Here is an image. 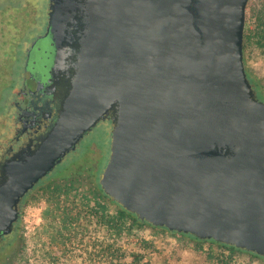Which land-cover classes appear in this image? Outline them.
<instances>
[{
	"label": "water",
	"instance_id": "95a60500",
	"mask_svg": "<svg viewBox=\"0 0 264 264\" xmlns=\"http://www.w3.org/2000/svg\"><path fill=\"white\" fill-rule=\"evenodd\" d=\"M57 121L0 170V231L101 121L99 184L139 220L264 257V102L243 58L249 0H50Z\"/></svg>",
	"mask_w": 264,
	"mask_h": 264
},
{
	"label": "rangeland",
	"instance_id": "374dc122",
	"mask_svg": "<svg viewBox=\"0 0 264 264\" xmlns=\"http://www.w3.org/2000/svg\"><path fill=\"white\" fill-rule=\"evenodd\" d=\"M245 32L243 58L246 72L257 85L258 99L264 102V45L260 44L264 43V0H249ZM3 44L4 37L0 33V48ZM3 58L5 56L0 53V59ZM1 63L4 62H0V65ZM111 129L112 126L109 123H101L92 130L80 145L79 151L69 157L70 168L66 170L67 167L62 165L37 188L39 190L47 186L54 178L76 181L80 188L78 195L73 199L74 203L64 201L69 210L72 208L74 210L66 214L65 210L55 209L54 203L47 195L38 196V199L33 201L29 199L26 202L22 210V233L19 237V245L14 248L16 253L22 246L20 251L23 255L20 264H102L101 259L92 260L89 254L94 245L97 249L99 246L112 242V239H108L104 228L95 219L88 218L83 213L79 214L77 206L82 202V197L92 194L96 182L102 175L108 161L107 156L104 157L105 162L103 161V154H106V148L103 145L110 143ZM96 175L98 178L95 177ZM107 206L111 212L117 209L115 204L107 203ZM50 209L55 210L57 219L73 221L77 218L73 221L75 223L72 230L73 236H70V231L63 229L59 239H56L58 235L56 229L59 225L53 224L49 228L44 226L47 211ZM32 214L37 215V219L31 227L27 228V219ZM53 220V216H50V221ZM67 234L68 236L65 237ZM139 234L149 243L148 247L130 237L118 239L116 246H120L121 254L127 256L123 264H130L129 255L133 252L143 254L144 260L149 264H213L214 258L221 249L217 244H200L194 240V237L171 233L165 228L148 227ZM253 254L255 253L242 250L236 254V264H264L263 256L255 257ZM12 263L11 255L6 264Z\"/></svg>",
	"mask_w": 264,
	"mask_h": 264
},
{
	"label": "flooded vegetation",
	"instance_id": "af4514ba",
	"mask_svg": "<svg viewBox=\"0 0 264 264\" xmlns=\"http://www.w3.org/2000/svg\"><path fill=\"white\" fill-rule=\"evenodd\" d=\"M50 3V0H0V33L4 37L0 53L5 56L0 59L4 62L0 65V170L19 151L33 149L59 115V90L50 82L57 52L50 26ZM101 123L112 126L110 119H106L94 129ZM87 134L31 191L62 165L70 167L69 157L79 151ZM31 191L20 201L18 220L11 232L0 231V264H6L19 245L21 206Z\"/></svg>",
	"mask_w": 264,
	"mask_h": 264
},
{
	"label": "trees",
	"instance_id": "16d2710c",
	"mask_svg": "<svg viewBox=\"0 0 264 264\" xmlns=\"http://www.w3.org/2000/svg\"><path fill=\"white\" fill-rule=\"evenodd\" d=\"M244 33L245 37L246 32ZM260 44L264 45V43ZM248 78L253 85L256 94L258 95L259 91L257 85H255V83L250 79L249 76ZM103 146L104 148H106V154H103V161L105 162L104 157L107 156L108 159V153H110V143H104ZM69 168L70 167H67L66 170H68ZM95 177L98 178L97 175ZM99 179L98 182H96V187L93 190L92 194L82 197V202L79 203L77 209L79 214L83 213L88 218L95 219L100 224V226L104 228L106 236L108 237V239H112V242L106 244L105 246H99L97 249H95L96 246L94 245L92 248V252L89 254V258L92 260L101 259L102 264H123V260L126 259L127 256L123 253L121 254L120 246H116L118 239L121 237H130L132 240L135 239L140 243L146 244L145 246L148 247L149 243L145 241V239L139 233L141 231H144L148 227L154 228V226L139 220L133 213L128 212L111 198L106 196L100 187ZM38 187L39 185L30 192L26 201L21 206L22 210L23 208H25L26 202L29 199L33 201L38 199V196L43 197V195H47V197L49 196V198L54 203L55 209L62 211L65 210L66 214L74 210V208L69 210L64 201H67L70 204L74 203L73 199L78 195V191L80 188V185L76 181H73L72 179L62 180L60 178H54L53 181L48 183L47 186H44L41 189L37 190ZM107 203L117 205L116 211L111 212L109 210V207L107 206ZM50 216H53V221H50ZM74 220H77V218H74L73 221ZM73 221H69L68 219L62 220V218L57 219L55 210L50 209L47 211L46 225L44 224V226H47L49 228L53 224H58L59 227L56 229L58 235L56 239H59L60 235L63 233V229L67 232L70 231V236H73L72 230L75 227V223ZM171 233L180 234L176 232ZM67 236L68 234L65 235V237ZM189 236L193 237L191 235ZM194 240L198 241L200 244H217L221 248L219 254L214 258L213 264H236V254L242 251V249L221 244L213 240H199L195 237ZM20 249L22 250V246L20 247ZM20 249L18 250L19 252H16L14 254L12 264H20V262L22 261L21 256L23 255V252L20 251ZM253 255L255 257H258L255 254ZM129 257L131 259L130 264H149V262H146L144 260L145 256L143 254L133 252L129 255Z\"/></svg>",
	"mask_w": 264,
	"mask_h": 264
},
{
	"label": "built area",
	"instance_id": "2783aa9c",
	"mask_svg": "<svg viewBox=\"0 0 264 264\" xmlns=\"http://www.w3.org/2000/svg\"><path fill=\"white\" fill-rule=\"evenodd\" d=\"M30 218V219H29ZM29 218L27 219V223H28V226L27 228L31 227L32 224L35 222V220L37 219V215L35 214H32L29 216ZM31 220V221H30Z\"/></svg>",
	"mask_w": 264,
	"mask_h": 264
}]
</instances>
